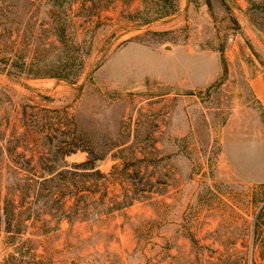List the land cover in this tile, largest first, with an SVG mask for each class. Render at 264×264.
Listing matches in <instances>:
<instances>
[{
    "label": "rangeland",
    "instance_id": "rangeland-1",
    "mask_svg": "<svg viewBox=\"0 0 264 264\" xmlns=\"http://www.w3.org/2000/svg\"><path fill=\"white\" fill-rule=\"evenodd\" d=\"M0 264H264V0H0Z\"/></svg>",
    "mask_w": 264,
    "mask_h": 264
},
{
    "label": "trees",
    "instance_id": "trees-1",
    "mask_svg": "<svg viewBox=\"0 0 264 264\" xmlns=\"http://www.w3.org/2000/svg\"><path fill=\"white\" fill-rule=\"evenodd\" d=\"M69 151L71 152L72 150H69ZM89 162H90L89 165H91L92 161L89 160ZM86 164H87V162H84L82 164H74L73 166L76 167V168H79L78 166H82V165H86ZM90 168H92V167H90ZM50 192H51L50 189L49 190H42L41 189L40 192H37L34 195V197L36 196V200L41 198V197H43V196H47V197L51 198L55 194L54 193L50 194ZM7 202L9 203V209L7 207ZM125 204H130V203H125ZM10 205H12V199L11 200H9V199L6 200V205L4 206V216L6 217V220H7V225H8L7 229H9V228L11 229V227L13 226V220L15 219L14 218L15 215L13 214L12 209H10ZM117 205H120V203L117 202ZM7 231H9V230H7Z\"/></svg>",
    "mask_w": 264,
    "mask_h": 264
}]
</instances>
